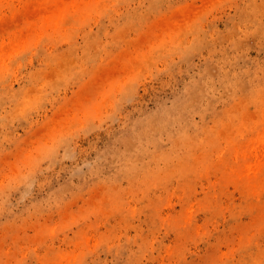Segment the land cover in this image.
I'll return each instance as SVG.
<instances>
[{
  "label": "rangeland",
  "instance_id": "obj_1",
  "mask_svg": "<svg viewBox=\"0 0 264 264\" xmlns=\"http://www.w3.org/2000/svg\"><path fill=\"white\" fill-rule=\"evenodd\" d=\"M0 264H264V0H0Z\"/></svg>",
  "mask_w": 264,
  "mask_h": 264
}]
</instances>
